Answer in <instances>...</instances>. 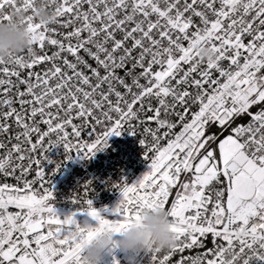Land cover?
Wrapping results in <instances>:
<instances>
[{"label": "snow or ice", "instance_id": "obj_1", "mask_svg": "<svg viewBox=\"0 0 264 264\" xmlns=\"http://www.w3.org/2000/svg\"><path fill=\"white\" fill-rule=\"evenodd\" d=\"M52 5L41 24L35 0H0L33 34L0 60V264H79L77 213L118 233L146 206L167 211L175 240L149 264H264V0ZM124 132L149 170L112 185V219L77 197L62 218L50 146L90 158Z\"/></svg>", "mask_w": 264, "mask_h": 264}, {"label": "built area", "instance_id": "obj_2", "mask_svg": "<svg viewBox=\"0 0 264 264\" xmlns=\"http://www.w3.org/2000/svg\"><path fill=\"white\" fill-rule=\"evenodd\" d=\"M43 127L45 126L42 125ZM82 139L87 140L88 137L85 135ZM138 139H140L139 136L135 137L127 132L120 136L114 135L108 139L107 147L96 151L90 158H82L75 152L69 154L63 145H51L50 150L46 152L45 171L49 174L54 189V199L51 203L57 213L63 218L76 211L77 205L73 203L75 197L81 200L91 198L93 207L100 210L106 218L112 219L109 213L102 211L105 208L111 209L121 198L120 192L112 188V185L121 182L135 183L149 170L150 161L145 159L143 146ZM69 156L71 158H68ZM57 166H59L58 170H56ZM33 178H35V172L29 176V179ZM8 182L14 183L12 180ZM86 184H89V188L85 196ZM76 219L80 224L85 221L93 225L96 223L86 213H77ZM193 254L186 251L183 255ZM114 257L119 264H149L150 259L145 251L125 254L115 250L105 258L104 264H114ZM179 258V254L173 255L170 258V264H176Z\"/></svg>", "mask_w": 264, "mask_h": 264}, {"label": "clouds", "instance_id": "obj_3", "mask_svg": "<svg viewBox=\"0 0 264 264\" xmlns=\"http://www.w3.org/2000/svg\"><path fill=\"white\" fill-rule=\"evenodd\" d=\"M48 4L49 0H35V22H53L55 5ZM32 35L22 13L11 12L10 19L0 18V60L27 50ZM172 223L166 210L147 206L139 212V219L132 220L118 233L107 226L84 222L81 224L83 232L77 236L79 264H104L105 258L115 250L134 254L149 248L169 249L175 243Z\"/></svg>", "mask_w": 264, "mask_h": 264}]
</instances>
